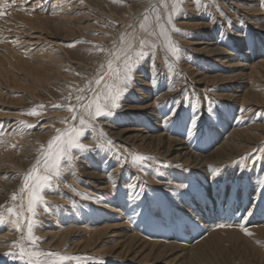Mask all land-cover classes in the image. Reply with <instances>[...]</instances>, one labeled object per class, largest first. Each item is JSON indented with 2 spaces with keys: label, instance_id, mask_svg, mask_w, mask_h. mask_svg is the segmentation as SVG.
<instances>
[{
  "label": "rangeland",
  "instance_id": "374dc122",
  "mask_svg": "<svg viewBox=\"0 0 264 264\" xmlns=\"http://www.w3.org/2000/svg\"><path fill=\"white\" fill-rule=\"evenodd\" d=\"M0 2L4 4L0 15V205L5 208L12 204L11 194L18 192L23 175L41 155V146L46 147L56 130L67 126L60 121L69 118L68 123L78 125L66 107L54 109L52 105H75V96L81 94L78 89L97 87L90 82L102 63L106 71V60L112 58L109 52L119 44L121 33L129 37L134 33L157 44L155 55L145 48L147 55L134 63V84L121 97L120 107L113 115L98 118L96 130L88 128L81 139L94 146V141L102 142V130L105 138L113 141V151L95 149L77 154L73 150L77 157L74 164L65 168L58 185L53 183L45 191L48 211L42 206L37 209L33 233L41 250L87 258L81 264H264V159L256 160L264 157V152L254 151L264 146V75L258 77L246 68L249 76L240 93L227 83L236 70L229 65L248 67L264 60L262 0H200L199 5L195 0H182L173 20L180 32H170L181 49L178 61L163 48V38L149 35L158 32L154 19L146 25L147 31L139 27L152 4L162 17L166 15L160 0ZM166 2L170 11L172 0ZM77 41L87 43L67 46ZM132 43L136 47L138 39ZM198 47H206V51L198 52ZM208 49H222L227 55L210 57ZM120 64L117 61L114 66ZM244 67L237 69L243 72ZM236 94H243L245 101L232 102L229 96ZM197 98L199 120L190 134L186 130L190 105ZM150 104L152 113L145 109ZM39 105L44 106L39 115L22 114ZM168 108L178 109L175 120H166ZM20 121L36 127L27 129ZM136 129L180 139L188 144L190 153L199 156H209L235 132H245L247 139L254 141L232 142L229 137L240 152L223 158L221 165L198 168L161 150L151 151L123 140L127 138L123 133ZM133 154L151 159L134 166ZM101 176L109 189H101L96 179ZM111 183H117L116 187ZM73 189L91 199H83ZM113 195H118L115 204L108 202ZM4 219L0 224V264H23L18 257L4 255L18 251L10 245L20 236L7 213ZM119 224L126 229L112 228ZM219 224L230 226L220 228ZM241 225L251 235H246ZM133 234L147 245L182 247L169 254V259L179 256L180 262L168 263L167 252L156 257L155 250L147 254L144 249L139 256L127 253L128 247L121 250L122 240ZM200 242L204 243L203 252L193 253L197 259L182 258L184 248L191 251Z\"/></svg>",
  "mask_w": 264,
  "mask_h": 264
},
{
  "label": "snow or ice",
  "instance_id": "6c2138e0",
  "mask_svg": "<svg viewBox=\"0 0 264 264\" xmlns=\"http://www.w3.org/2000/svg\"><path fill=\"white\" fill-rule=\"evenodd\" d=\"M26 2L27 0H25ZM181 2L182 0H172L171 10L168 11L169 6L166 0H160V3L166 10V15L163 17L154 4L150 5L149 9L144 13L143 22L139 25L141 30L147 31L146 25L150 19H154L158 32L152 31L149 35L163 38V48L177 61L180 59L181 49L172 41L170 32H180V29L174 26L173 20L180 12L178 5ZM195 3L199 5L200 0H195ZM260 6L264 7V0H262ZM217 10L222 16L225 15L219 9L218 5ZM149 12L153 13L154 16L150 18ZM3 13L4 4L0 2V15H3ZM183 35L188 36L187 33H183ZM134 39H138V45L136 47L132 43ZM75 43L87 42L77 41L67 46L74 47ZM145 48L151 50L152 54L155 55L157 44H150L145 39L137 38L134 33L130 37L127 33H121L119 44H114L113 50L109 52V56L112 58L106 60V71L104 70L105 64L102 63L100 65L101 71L90 82V84L94 83L97 87L92 88L88 86L87 88L78 89V92L81 94L75 96L77 102L75 105L70 103L67 106L60 104L52 105L54 109H64L66 107V110L71 114L70 119L72 121H78V125L68 123L69 118L60 121L67 126L62 129H57L56 134L48 140L46 147L41 146V155L37 157L35 162L23 175L18 192L11 194L12 204L6 208L4 205H0V224L5 222L4 217L5 213H7L9 222L13 225L14 230L20 233L19 238L10 245L12 249H18V251L5 252V256L18 257L23 261V264H65L66 261H75L76 264H81L82 259H87L74 255H62L60 253L41 250L37 246L38 238L33 234L37 226V209L42 206L43 211H48L49 206L45 200L44 193L53 187V183L58 185L65 168L74 164L77 157L73 155V150H76L77 154L91 152L95 149H102L106 152L113 151V141L106 139L102 130L99 132V139L102 142L95 143L94 141V146L85 145L81 142V139L88 128H91L93 131L96 130L95 122L98 118L111 116L114 110L120 107L119 101L121 97L134 84V63L138 64L147 55L144 51ZM100 50L104 51L102 48ZM117 61L121 62L120 66H114ZM102 83L103 88L101 89L100 86ZM171 90L173 89L169 88V91ZM86 92H90L92 95L86 97ZM67 99L71 101L72 96L69 95ZM199 106V98L190 105L192 114L189 117V125L186 126V130L190 134L197 127L199 117L196 113L199 111ZM43 107V105H39L27 111V113L22 114L37 116L40 114L39 109ZM177 117L178 109H169V113L165 116L170 121L175 120ZM19 123L27 129L36 127V125L25 124L23 121ZM12 147H15V145H12ZM254 151L264 152V146L260 149H254ZM147 159L151 158L140 154H133L131 156V163L135 166L138 162ZM261 159H264V157H256L257 161ZM125 162H127V158ZM212 175L215 176L216 173L213 172ZM109 180H111L110 174ZM112 187L115 188L116 184L113 183ZM129 187L135 186L129 185ZM261 191L264 192V189H261ZM73 192L80 195L83 199H91V197L83 193L76 192L75 189H73ZM217 226L223 228L230 225L219 224ZM240 227L246 235H251L243 225Z\"/></svg>",
  "mask_w": 264,
  "mask_h": 264
},
{
  "label": "bare ground",
  "instance_id": "6f19581e",
  "mask_svg": "<svg viewBox=\"0 0 264 264\" xmlns=\"http://www.w3.org/2000/svg\"><path fill=\"white\" fill-rule=\"evenodd\" d=\"M42 1V0H41ZM37 2V1H36ZM59 22V21H58ZM57 24V23H56ZM213 26V25H212ZM201 43V42H200ZM211 44V43H210ZM202 45H203V43H202ZM208 46V45H207ZM211 46V45H210ZM194 47V46H193ZM199 49V51L198 52H202V51H206V47L204 48H200V47H198ZM208 52H210V57H219V56H224V55H227L222 49H212V50H207V53ZM240 55V54H239ZM230 58V57H229ZM242 58V57H241ZM216 59V58H215ZM248 59V58H247ZM237 60V59H236ZM215 61H218L219 62V60H215ZM249 63V62H248ZM230 67H234V68H236V70L234 71V74L232 75V76H230L229 77V80L227 81V83L228 84H230V88H232V89H234V92L235 93H240L241 92V88H242V86L243 85H245V84H247L246 82H247V78H248V74H246V68H247V70L249 71V70H252V74H254L255 73V75H257L258 77H262L263 75H264V71H263V69H264V60H260L257 64H249V66L247 67V66H245L244 67V65H238V64H233V65H229ZM244 67L245 69H243V70H245V71H243L242 72V70L240 69H237V68H239V67ZM39 71V70H38ZM193 78V77H192ZM212 79H214V78H212ZM217 78H215V80H216ZM253 79V78H252ZM255 79V78H254ZM199 81V80H198ZM264 81V80H263ZM193 82V81H192ZM212 83V82H211ZM227 83H225V84H227ZM261 84V83H260ZM211 85H213V84H211ZM210 85V86H211ZM27 88V87H26ZM211 88V87H210ZM244 89H245V87H244ZM237 90V91H236ZM243 90V89H242ZM249 94V93H248ZM144 96V95H143ZM248 97V96H247ZM245 98V97H244ZM172 99V98H171ZM229 99L232 101V102H234V103H237V102H244L245 101V99H244V101H243V94L242 95H232V96H229ZM249 102V101H248ZM251 103H252V101H251ZM248 105H250V104H248ZM179 106V105H178ZM152 107H153V105L152 104H150V105H147L146 107H145V109H149V111H150V113H152ZM260 107H262V106H260ZM253 108V107H252ZM258 108V107H257ZM169 109V108H168ZM156 115V114H155ZM154 117H156V116H154ZM163 119V118H162ZM167 120V119H166ZM167 122V121H166ZM163 123V122H162ZM169 126V125H168ZM167 126V127H168ZM242 126V125H241ZM246 127V126H245ZM156 128V127H155ZM181 128V127H180ZM127 129V128H126ZM178 129H179V127H178ZM222 129V128H221ZM116 130V129H115ZM166 130V129H165ZM132 131V130H131ZM133 131H135V132H133V133H129L128 134V132L129 131H126V133H123V134H127V138L126 139H123V140H126V141H131L132 140V142H133V144L135 143L137 146H140V147H143V148H147V149H149V150H151L152 151V149H154V150H158V151H163V152H165V154H169V155H174V159H176V160H182L183 162H186V163H188V164H190V165H193V166H195V167H198V168H203L204 166H206V165H208V164H215V165H221L222 164V159L223 158H229L230 156H232V155H234V154H236L237 155V153H239L240 152V149H237V147L236 146H232L230 143H231V141L229 140L230 138L232 139V142L234 141H245V142H247L248 144H250V143H252L253 141H254V139L253 140H250L249 138L247 139V133H245V132H235L234 134H230L229 136H228V140H226V141H224V142H222L217 148H216V151H213L211 154H209V156H199V155H195L194 153L192 154V153H190L189 151H188V144L187 143H185V142H183L182 140H180V139H168V138H166L165 136H164V134H158V135H156V136H152V135H148V134H146L142 129L140 130V129H136V130H133ZM153 131V130H152ZM156 131V130H155ZM112 132H114V131H112ZM150 132V131H149ZM182 132V131H181ZM165 133V132H164ZM167 133V132H166ZM250 133V132H249ZM261 133V132H260ZM192 134V133H191ZM176 135V134H175ZM177 135H179V132L177 133ZM189 134H187V136H188ZM221 135V134H220ZM118 136H120V135H118ZM121 136H123V135H121ZM174 136V135H173ZM184 137V136H183ZM192 137V136H191ZM197 137V136H196ZM210 137V136H209ZM230 137V138H229ZM187 138V137H186ZM118 139L120 140V139H122L121 137H118ZM188 139H190V136H188ZM221 139V138H220ZM225 139V138H224ZM191 140V139H190ZM194 140V139H193ZM137 141V142H136ZM212 141V140H211ZM191 143V142H190ZM235 144V143H234ZM242 144V143H241ZM206 145V144H205ZM127 146V145H126ZM197 147V146H196ZM204 147V146H203ZM201 148H202V146H201ZM205 148V147H204ZM190 150V149H189ZM201 150V149H200ZM247 152V151H246ZM252 162V161H251ZM105 163V162H104ZM238 177V176H237ZM112 178V177H111ZM97 180H98V182H99V185L100 186H102V190H107V189H109V186H108V188H107V186H106V184L105 183H107L106 182V180H105V177L104 176H101V177H97L96 178ZM108 180V179H107ZM112 184V183H111ZM117 184V183H116ZM116 191H118V190H116ZM129 191V190H128ZM119 192V191H118ZM124 192V191H123ZM134 192V191H133ZM214 192V191H213ZM200 193V192H199ZM121 194V193H120ZM129 194V193H128ZM122 195V194H121ZM174 195V194H173ZM118 195H113L112 197H111V200L110 201H108V202H110V203H114L115 204V202H117L116 201V199L118 200ZM126 197V196H125ZM127 198H129V197H127ZM130 200V199H129ZM133 200H134V198H133ZM174 202V201H173ZM130 203H132V201H130L129 202V204ZM183 204V203H182ZM109 205V204H108ZM107 205V207H108V209H109V211H111V212H114V208H112L111 207V205H109L108 206ZM119 205V204H118ZM126 205H128V204H126ZM177 205V204H176ZM179 205H181V204H179ZM178 205V206H179ZM115 207V206H114ZM127 207V206H126ZM181 207V206H180ZM179 207V208H180ZM131 208V207H130ZM129 208V209H130ZM134 208V207H133ZM120 209V208H119ZM128 209V210H129ZM238 209V208H237ZM115 210H116V208H115ZM128 210H126V211H128ZM117 211V210H116ZM121 211V210H120ZM137 212V211H136ZM221 212V211H220ZM248 213H250V212H248ZM129 214V213H128ZM126 215V214H125ZM138 217V216H137ZM134 218H136V217H134ZM126 219V218H125ZM138 219V218H137ZM144 219H146V218H144ZM127 220V219H126ZM133 220V219H132ZM144 221H146V220H144ZM135 223V222H134ZM148 225V224H147ZM113 229H115V228H117V229H119V228H123V229H126V226L125 225H116L115 227H112ZM111 228V231L113 230ZM132 228H134V227H132ZM152 228V227H151ZM109 231H110V229H108V234H109ZM96 232V231H95ZM98 233V232H97ZM112 233V232H111ZM132 234V233H131ZM213 234V233H212ZM99 235V234H98ZM136 235V234H135ZM134 234L133 235H129L128 236V238H124V240H122V242H121V250L122 249H126L127 250V247H128V250H127V253H129V254H132V253H134V256L135 255H141V254H143L145 251H148V253L147 254H149V252L152 250H155V252L157 251V255H155L156 257L159 255L158 253H160V254H162L163 252H167V257L165 258L166 260H168V263H173V262H180L179 261V256L178 257H175V258H173V259H169V257L171 256V255H169L171 252H173L174 251V253L175 252H177L178 251V248H182V247H180V246H175V245H166V244H168V243H166L165 245H161V244H155V243H148V245L147 244H145L146 242L144 241V240H142V239H140V238H138V237H136ZM216 235V234H215ZM94 236V235H93ZM69 237V236H68ZM173 239V238H172ZM171 239V240H172ZM62 240V239H61ZM164 240H166V239H164ZM168 240V239H167ZM95 241V240H94ZM61 242V241H60ZM90 243V242H89ZM164 243V242H163ZM203 243V242H202ZM201 242L199 243V244H197L196 246H194V247H191V251L189 250H187L188 248H184V249H186V251H182V258L183 259H185V260H187V259H190V260H192V259H197L194 255H193V253H194V251H199L200 250V252H199V254L201 253V252H203V248L202 247H204V243L202 244ZM171 244H173V243H171ZM206 244V243H205ZM208 244V243H207ZM231 244V243H230ZM90 245V244H89ZM84 246V245H83ZM211 247V246H210ZM119 248V247H118ZM145 249V251H143ZM202 249V250H201ZM208 250V249H207ZM214 250V249H213ZM212 250V251H213ZM210 251V250H209ZM208 251V252H209ZM209 253H211V252H209ZM198 254V255H199ZM146 257H147V255H145ZM144 256V257H145ZM142 260H143V258H142ZM184 262V261H183ZM181 264V263H180ZM186 264H190V262L189 263H187L186 262Z\"/></svg>",
  "mask_w": 264,
  "mask_h": 264
}]
</instances>
